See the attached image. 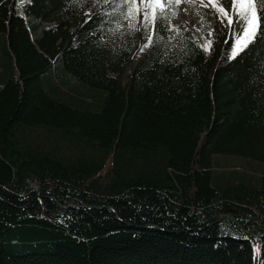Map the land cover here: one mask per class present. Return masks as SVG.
I'll use <instances>...</instances> for the list:
<instances>
[{"label": "trees", "instance_id": "1", "mask_svg": "<svg viewBox=\"0 0 264 264\" xmlns=\"http://www.w3.org/2000/svg\"><path fill=\"white\" fill-rule=\"evenodd\" d=\"M220 1L207 52L118 0H0V264H264V14Z\"/></svg>", "mask_w": 264, "mask_h": 264}, {"label": "rangeland", "instance_id": "2", "mask_svg": "<svg viewBox=\"0 0 264 264\" xmlns=\"http://www.w3.org/2000/svg\"><path fill=\"white\" fill-rule=\"evenodd\" d=\"M216 1L221 3L220 0ZM236 1L237 5L241 7L239 0ZM118 5L122 10L124 9L120 20V27L123 31L128 32L135 26H139L145 34H148L153 19L163 10L167 14V20L174 30L188 33L195 41L199 42L201 46L203 41L211 44L210 39L202 35V25L200 21L195 18L194 0H118ZM169 5H171V7H169ZM246 7H248V4ZM156 12L159 13L156 14ZM145 13H148L147 18L145 17ZM53 24L54 23L49 24L44 22L41 24V28L51 27ZM249 36L250 35H247L246 37ZM149 45L150 44H147L144 47L139 59L144 56L149 49ZM205 50L209 52V50ZM237 50L238 45L235 47V52ZM124 80H126L125 76ZM215 156V164L218 168L217 172H222L226 175L230 174L233 170L237 172L249 171L254 173L263 166L261 162L257 161V163H259L258 166V164L253 163L251 159L245 157L225 154Z\"/></svg>", "mask_w": 264, "mask_h": 264}, {"label": "snow or ice", "instance_id": "3", "mask_svg": "<svg viewBox=\"0 0 264 264\" xmlns=\"http://www.w3.org/2000/svg\"><path fill=\"white\" fill-rule=\"evenodd\" d=\"M239 2L243 3L244 0H239ZM224 3L228 4L229 8H231L232 0H224ZM206 6L215 8L216 13L218 14H221L225 17L228 16V13L224 8L216 7V5L211 2V0H209V3ZM257 6H259V10L261 14H264V0H251V2L248 3L247 9L243 12L244 17L247 20L248 26H253L258 23V17L255 14ZM169 7H171V5H169ZM147 16H148V13H145L146 18ZM160 18L162 21H165L168 18L167 14L163 10L160 13ZM228 19L230 21V17H228ZM203 47H207V46L205 45ZM235 55H236V52L234 51L233 56Z\"/></svg>", "mask_w": 264, "mask_h": 264}, {"label": "bare ground", "instance_id": "4", "mask_svg": "<svg viewBox=\"0 0 264 264\" xmlns=\"http://www.w3.org/2000/svg\"><path fill=\"white\" fill-rule=\"evenodd\" d=\"M207 46V47H204L205 49H207V50H209V47H210V44H209V42H206V41H203L202 42V46Z\"/></svg>", "mask_w": 264, "mask_h": 264}]
</instances>
